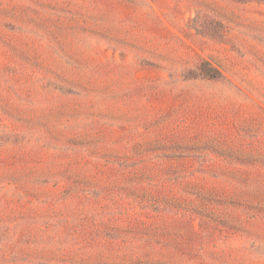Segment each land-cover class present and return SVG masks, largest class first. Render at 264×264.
Listing matches in <instances>:
<instances>
[{
	"label": "rangeland",
	"instance_id": "374dc122",
	"mask_svg": "<svg viewBox=\"0 0 264 264\" xmlns=\"http://www.w3.org/2000/svg\"><path fill=\"white\" fill-rule=\"evenodd\" d=\"M0 264H264V0H0Z\"/></svg>",
	"mask_w": 264,
	"mask_h": 264
},
{
	"label": "trees",
	"instance_id": "16d2710c",
	"mask_svg": "<svg viewBox=\"0 0 264 264\" xmlns=\"http://www.w3.org/2000/svg\"><path fill=\"white\" fill-rule=\"evenodd\" d=\"M234 2H244V0H233ZM249 2L252 0H248ZM199 16L196 17V19ZM224 26L221 22L215 20L209 15H205L203 22L200 23L199 32L203 36L210 37L212 39H218L221 37V33L224 31ZM193 73V79H204L216 82H225L226 78L217 69L210 66L209 64H201L196 67Z\"/></svg>",
	"mask_w": 264,
	"mask_h": 264
}]
</instances>
